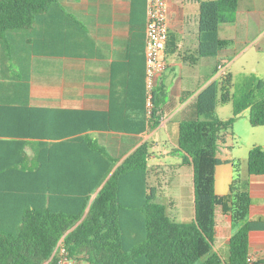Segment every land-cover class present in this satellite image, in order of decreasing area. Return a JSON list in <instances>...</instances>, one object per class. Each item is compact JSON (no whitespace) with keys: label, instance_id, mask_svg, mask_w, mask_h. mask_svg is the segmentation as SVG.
I'll return each instance as SVG.
<instances>
[{"label":"trees","instance_id":"obj_1","mask_svg":"<svg viewBox=\"0 0 264 264\" xmlns=\"http://www.w3.org/2000/svg\"><path fill=\"white\" fill-rule=\"evenodd\" d=\"M239 2L200 3L201 58L232 46L219 38V28L236 22ZM57 4L0 0V62L16 67L0 75V264H57L61 241L87 264H264L251 253L252 243L264 242V220L249 219L251 178L264 176V147L254 146L245 161H231L230 193L215 194L223 136L245 112L251 126L264 127V78L245 76L233 94L232 75H222L199 93L197 118L180 124L178 151L183 166L194 169L196 214L192 222H177L149 186L150 142L120 161L88 134L116 128L94 124L104 113L31 105L30 53H38V45L34 50L24 37ZM164 97L156 88L148 114L145 85L142 129L159 124ZM220 103L232 104L228 120L217 115ZM220 207L232 220L226 258L213 251Z\"/></svg>","mask_w":264,"mask_h":264},{"label":"crops","instance_id":"obj_2","mask_svg":"<svg viewBox=\"0 0 264 264\" xmlns=\"http://www.w3.org/2000/svg\"><path fill=\"white\" fill-rule=\"evenodd\" d=\"M202 1L168 0L167 69L157 85L165 94L162 118L154 128L147 123L145 130L147 0H58L41 16L32 35L24 37L34 42V50L38 45V53H30L31 105L104 113L94 124L116 128L88 134L120 161L150 142L149 186L157 189V202L180 223L192 222L196 214L194 169L183 166V153L178 151L180 124L197 118L199 93L222 75L230 73L233 81L236 75L264 78V0H240L236 22L219 28V38L233 44L215 58L198 54ZM239 62L240 70L234 72ZM5 70L10 67L0 62V75ZM232 114V104H219L221 120ZM262 128L251 126L245 112L232 134L223 136L217 153L221 163L215 169L217 197L230 193V162L245 161L254 146L264 147ZM27 150L31 156L32 150ZM250 193L249 219L264 220V176L251 178ZM219 212L213 251L226 258L232 220L222 207ZM251 253L255 260L264 259V242L252 243Z\"/></svg>","mask_w":264,"mask_h":264},{"label":"built area","instance_id":"obj_3","mask_svg":"<svg viewBox=\"0 0 264 264\" xmlns=\"http://www.w3.org/2000/svg\"><path fill=\"white\" fill-rule=\"evenodd\" d=\"M168 36V0H147L145 85L148 114H151L154 108V97L158 81L167 69L164 57ZM221 69L222 67H219V70ZM54 256L57 264H87L77 257H72L62 241L56 248Z\"/></svg>","mask_w":264,"mask_h":264},{"label":"rangeland","instance_id":"obj_4","mask_svg":"<svg viewBox=\"0 0 264 264\" xmlns=\"http://www.w3.org/2000/svg\"><path fill=\"white\" fill-rule=\"evenodd\" d=\"M36 65H35V79L36 80H38V62L37 63H35ZM14 64L11 62V61H8V63H7V66H9L10 67V69H16V67L15 66H13ZM21 70H22V68H21ZM240 70V62L239 63H237L236 64V66H235V68H234V72H238ZM11 73H13V71L11 72ZM26 71H24V74L23 75H26ZM235 75H236V73H235ZM1 78V77H0ZM242 80H243V76L242 75H236L235 76V78H234V88L232 89V93L233 94H235L236 93V91H237V87L239 86V84L242 82ZM37 94H38V92H37ZM35 99H36V101L38 102V95L37 96H35ZM246 114H247V116L249 115V113L248 112H246ZM242 119H244V118H242ZM262 129H264V128H262ZM169 161L170 162H174V161H176V159L174 158V159H169ZM168 162V161H167Z\"/></svg>","mask_w":264,"mask_h":264}]
</instances>
